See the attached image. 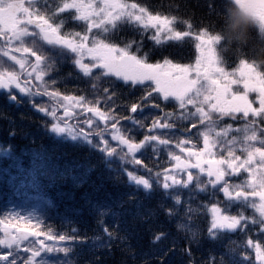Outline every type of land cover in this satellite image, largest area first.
Segmentation results:
<instances>
[{"label": "trees", "instance_id": "1", "mask_svg": "<svg viewBox=\"0 0 264 264\" xmlns=\"http://www.w3.org/2000/svg\"><path fill=\"white\" fill-rule=\"evenodd\" d=\"M123 1L139 4L153 15L174 17L172 28L189 33L169 41L161 35V42L156 43L152 38L155 29L121 20L114 30L102 34L120 47L131 43L132 54L146 58L147 63L169 60L186 65L194 61V36L207 32L208 36L219 37L218 49L228 65L233 67L243 60L264 73V59L254 57L250 51L264 39L258 31L245 49H225L221 43L224 0ZM59 3L60 0H42L37 7L51 17ZM74 19L73 14L56 13L55 23L63 22L61 35L85 32V24H74ZM43 50L50 58L51 68L46 69L49 72L44 77L49 91L85 97L88 106L115 116L118 123L114 131H120L133 143L152 134L153 120L169 114L167 122L173 127L164 134L172 133L174 149L146 145L135 154L140 163L133 162L131 154L121 159L127 150L111 138L112 121L106 124L94 117L89 127L84 121L93 115L85 112L67 121L79 125V129H73L74 135L67 131L59 134L54 130V121L37 110L45 107L47 99L53 101L49 97H36L34 108L27 97L18 96L21 102L10 104L6 93L0 91V239L5 227L28 234L26 240L13 244L11 249L0 245V257L8 255L16 264H28L31 252L43 240L48 247L35 258L36 264H257V252L248 241L264 243L261 226L251 225L236 232L211 229L213 204L222 209L227 205L232 213L239 209L247 213L250 207L228 203L222 192L211 187L206 192L199 191L195 179L186 188L164 190L163 177L157 178V173L173 172L170 154H175L179 140L189 139L204 149L202 138L196 135L202 125L195 122L196 128H192L194 121L177 119L182 113L179 106L164 100L147 85H131L117 77L90 80L74 64L71 54L59 56L55 48ZM2 59L5 67V58ZM93 73L99 75L97 69ZM133 105L140 106L136 113L131 112ZM76 112L80 113V106ZM216 122L217 130L224 123L236 125V120L227 118ZM112 149L115 153L110 154ZM129 173L148 179L151 189L132 182ZM200 179L207 183L204 176ZM236 179L230 178L229 183L241 180ZM60 236L65 240L61 241Z\"/></svg>", "mask_w": 264, "mask_h": 264}, {"label": "snow or ice", "instance_id": "2", "mask_svg": "<svg viewBox=\"0 0 264 264\" xmlns=\"http://www.w3.org/2000/svg\"><path fill=\"white\" fill-rule=\"evenodd\" d=\"M41 3L42 0H0V40L3 41L4 45L0 46V90L5 91L9 101L12 104H19L21 101L18 96L20 98L27 97L33 102L35 108L36 97H49L55 102V106L51 108L40 107L37 110L54 121L55 131H67L73 134V129H79V125L69 124L67 121L77 119L78 115L85 112L93 114L92 117L84 121L89 127L92 125L93 118L98 117L106 124L112 121V127L116 128L118 123L116 117L101 111L98 107L88 106L89 101L85 97H62L60 93L48 90L47 81L44 77L47 74L46 69L50 67L48 63L50 58L42 51L45 46L55 48L59 56H68L69 54L74 56V64L90 80H98L101 77H117L131 85L151 87L153 91L162 94L164 100L172 98L179 103L181 109L185 110L177 119L198 121L202 125V129H197L196 135L202 138L204 150L209 154H215L212 149H216L220 154L219 159L203 162L209 165V167H204L200 162L203 153L185 147L191 144V140H179L175 147L181 153L187 152L189 158L196 157L197 162L188 163L183 161L180 155L170 154L171 159L175 162L177 175L183 173L186 175V179H177V175L171 174L168 170L157 173V178L163 177L162 188L164 190L177 187L186 188L193 184L195 179L199 191L206 192L211 187L215 192H222L228 203L240 202L252 207L259 213L258 218L256 216L248 218L243 213L232 216L226 214L227 205L222 209L218 204H213L211 229L234 231L247 228L248 224L251 223L253 225L259 224L264 230V127H258L255 119L247 120L251 115L252 117H260L261 121L264 122V77L260 78L259 87L250 83V73L254 71V68L248 65L247 61H241L242 67L245 68V71L241 73L244 79L243 88L247 91H258L260 96L259 108H254L248 101L247 95L231 93L230 85L240 81L229 80L227 85L221 83L222 80H227L229 74L222 67H219L221 61L213 47L219 44L217 35L209 36L207 40H203L202 36L196 37L197 40L207 46V52L201 48L200 43L197 44L201 54L196 61L195 68L175 65L169 60H165L162 64H150L147 63L146 58L132 54L131 43L120 47L108 42V37L102 34L114 30L118 22L123 20L139 25L143 29H155L152 38L156 43L161 42L162 32L167 33L165 39L180 40L189 33L175 31L171 27L175 20L174 17L169 19L167 16L153 15L139 4H129L122 2V0H103V8L94 7L92 3L85 4L83 0H60L52 16L49 17L41 11L40 7H37ZM69 9H75L78 13L76 18L85 22L86 30L83 34L61 35L60 29L63 22L55 23L54 17L57 12L62 13ZM260 23L264 27V15L260 17ZM93 29H96V32H93ZM207 35V32L203 33V36ZM13 46H15V52L24 55L12 54ZM2 57H7L15 65H18L19 71L5 68ZM29 57H34L35 62H31ZM86 57L89 59L88 63L84 62ZM202 66H206L208 70H202ZM93 69H97L99 75H94ZM191 72H195L194 78H190ZM214 77H219V79ZM33 80L40 83L34 85L31 83ZM95 87L93 85L94 89ZM104 91L107 92V89ZM151 94L149 92L148 97ZM228 95L233 98L231 100L226 99ZM65 101H70V103L66 104ZM73 105L80 106V113H77L75 109L69 111ZM189 105L193 109L190 112L187 111ZM205 106L208 110H205ZM61 107L64 109L63 118L57 115ZM139 107V105H133L131 112L136 113ZM214 113L221 117L227 115L233 118L236 114H242L246 122L242 128L233 129L231 125H228L217 130V122L213 119ZM169 118V114L164 117L166 121ZM130 122L137 123L136 121ZM172 127L173 125L167 122L156 121L153 124V129H170ZM191 127L196 128V123L193 122ZM232 133L239 135H232ZM98 135H102V133H98ZM84 138L88 139V136H84ZM112 138L127 148V153L122 155L121 159H126L131 154L135 163H140L139 160H136L135 154L146 145L155 147L156 145L170 144V141L160 139L157 135L145 136L144 141L140 143H133L124 138L122 134L120 136L113 135ZM257 144L260 146L258 147ZM105 150L107 151V149ZM237 151L246 158L241 159L240 155H236ZM109 153H115V149ZM224 153H227V158H225ZM191 169H198L195 178ZM241 170L248 173L249 178L241 184L231 185L225 177L239 175ZM128 175L137 185L143 186L146 190L151 189L152 184L148 179L136 177L132 173ZM201 175L206 178L207 183L200 179ZM33 235L39 236L40 234L33 233ZM26 239L27 235L10 240L0 239V245L11 249L17 240ZM49 239L52 237L49 236ZM59 239L63 241L65 237L60 236ZM248 244L255 247L257 258L264 264V251H261L260 245H253L251 240L248 241ZM47 247L45 242L40 240L39 247L31 252L32 259L28 261V264H36L35 258L41 250H46ZM227 255L228 253H225V256ZM0 264H16V261L5 255L0 257Z\"/></svg>", "mask_w": 264, "mask_h": 264}, {"label": "rangeland", "instance_id": "3", "mask_svg": "<svg viewBox=\"0 0 264 264\" xmlns=\"http://www.w3.org/2000/svg\"><path fill=\"white\" fill-rule=\"evenodd\" d=\"M83 2H84L85 4L92 3V4L94 5V7H97V8H103V7H104L103 0H83ZM122 2H124V1L122 0ZM125 3H126V2H125ZM65 12H66L67 14H73V15H74V17H75L74 22H73L74 24H85V22L80 21V20H78V19L76 18V16H78V13L76 12L75 9H69V10H66ZM63 13H64V12H63ZM73 23H72V24H73ZM171 27H172V26H171ZM161 35L165 37V36L167 35V33H166V32H162ZM197 36H199V35H197ZM197 36H194V38H195L194 40H195V43H196V45H195V46H196V47H195V48H196V56H195L194 61H191L190 63H188V64H186V65H185V64H184V65L182 64L181 66H190L191 68H195L196 61H197L198 58H200V54H201V50L197 48V44H198V43H200V44H201V48H203V49L205 50V52H207V46H206L205 44H202L200 40H197V39H196ZM201 36L203 37V40H207L208 37H209L208 35H207V36H203V35H201ZM166 41H169V39H166ZM219 43H220V40H219ZM218 45H219V44H216V45H214L213 47L216 49V55L219 57V59H220V61H221V63L219 64V67H222V68L225 70V72L229 74L227 80H222L221 83H222L223 85H227L229 80H238V81H240L239 83L231 84V85H230L231 93H234L235 95H247L248 101L252 104V106H253L254 108H259V99H260V96H259L258 91H247V90H245V89L243 88L244 79L242 78L241 73H242L243 71H245V68L242 67L241 63L238 64V65H236V66H233V67H232V65H228V63L226 62V60H224V59L222 58V56L220 55V52H219V49H218ZM0 46H4L1 40H0ZM29 46H31V45H29ZM14 47H15V46H13L12 54L17 55V56H23V55H24V54H20V53L15 52V51H14ZM45 47H48L49 49H52V48H53L52 46H45ZM43 53H44L47 57H49L48 54H47V52H46V50H43ZM2 58H3V57H2ZM4 58H5V62H6V65H5L6 68H8L9 70L19 71V67H18V65H15L14 62L10 61L7 57H4ZM29 59L31 60V62H33V63L35 62V58H34V57H29ZM84 62L88 63V62H89V59L86 57L85 60H84ZM247 64H248V65H251V66L254 68V71H253L252 73H250L251 80H250L249 82H250V83H254V84L257 85V87H259V86H260V85H259V80H260L261 77H264V73H263V71H262L259 67H256L253 63H249V62H248ZM175 65H180V64H175ZM50 68H51V66L49 67V70H50ZM49 70H46V72L48 73ZM202 70H208V69H207L206 66H202ZM194 77H195V72H191V73H190V78H194ZM214 78L219 79V77H214ZM32 82H33V83H34V82L37 83V85L39 84V81H34V80H33ZM156 93H157V92H156ZM158 94H159V93H158ZM159 95H160V97L163 98L162 94H159ZM62 97H63V96H62ZM232 98H233V97H232L231 95L226 96V99L231 100ZM169 100L172 101V102H174V105H175V106H176V105L179 106V103H178L177 101H175L174 99L169 98V99L166 100V101H169ZM212 102H214V101H212ZM53 103H54V104H53ZM65 103L68 104V103H70V101H65ZM43 106H45V107H47V108H51V107L55 106V102H54V101H49V100L47 99L46 104H45V102H44V103H43ZM76 108H77V106H76V105H73L72 108L69 109V111H72L73 109H75V111H76ZM179 108H180V106H179ZM180 109H181V108H180ZM192 110H193V109H192V106L189 105L188 108H187V111L190 112V111H192ZM205 110H208L207 106H205ZM181 112H185V110H184V109H181ZM89 114H91V113H89ZM57 115H59L60 117L63 118V116H64V109H63V107H61V108L59 109ZM92 115H93V114H92ZM161 118L163 119V117H160V118H157V119L153 120V122L151 123V130H150V132H152V134H151V133H149V134H150V136H151V135H157V136L160 137V139H166V140L170 141V144H169V145H164V146H169L170 149H174V147H172V145H171V144H172L171 142H173V139H174V136L172 135L171 132L164 134V132H159V131H157L156 129H153V124H154L156 121H159ZM223 118L236 120V125H232V124H230V123H228V124H227V123H224V126H223V127H225V126L231 125V127H232L233 129L242 128L243 125H244V123L246 122V119L242 116V114H236L235 118H233L232 116H227V115L221 117V116H219V114H217V113H214V114H213V119H214V120H221V119H223ZM252 119H255V120L257 121V125H258V127H264V122L261 121V118H260V117H252V116L250 115V116L247 118V120H252ZM98 120H99V119H98ZM165 122H167V121L163 119V122H162V123H165ZM194 122H196V123L199 124L198 121H194ZM167 123H168V122H167ZM223 127H221V128H223ZM221 128H220V129H221ZM165 132H166V131H165ZM58 133L61 134V133H63V132H60V131H59ZM113 135L119 136V135H121V133H120V131H114V132L112 133V135H111V138L113 137ZM232 135H239V134H238V133H232ZM177 139H178V138H177ZM178 140H179V139H178ZM181 140H183V139H181ZM122 145H123V144H122ZM192 145H195V147H192ZM257 146L259 147L260 145L257 144ZM123 147L125 148V150H127V148H126L125 145H123ZM185 147L192 148L193 151H197V152H202V153H203V155L200 157V162L203 164L204 167H209V165L204 164L203 162H205V161H210V160H216V159H219V158H220V154H219V152L216 151V149H212V152L215 153V154H209V153L206 152L204 149H200V147H199L197 144H193L192 142H191V144L186 145ZM201 147L203 148V142H202ZM218 147H219V146H218ZM175 150H176V151H175V154H174V155H180V156H181V159H182L183 161L188 162V163H196V162H197L196 157H191V158H189L188 155H187V152H183V153H181V151H180L179 149H177L176 147H175ZM170 151H171V150H169L168 152H170ZM224 155H225V158H227V153H224ZM236 155H240V156H241V159L246 158V157H245L241 152H239V151L236 152ZM170 157H171V155H170ZM171 160H172V159H171ZM172 162H173L172 165L174 166V165H175V162H174L173 160H172ZM196 170H198V169H191L194 178L196 177V175H197V173H198ZM171 174H173V175H177V169H176V167L173 169V172H172ZM201 176H203V175H201ZM237 177H238V178H241V180L235 182L233 185L241 184L243 181H245V180H247V179L249 178V175H248V173H246V172H244L243 170H241V172H240L239 175L228 176V177H225V178L228 179V181H229L230 178H235V179H236ZM177 179L185 180V179H186V175H184L183 173H180L179 175H177ZM130 180H131L132 182H135V181H133L131 178H130ZM236 180H237V179H236ZM135 183H136V182H135ZM257 202H258V198H257ZM234 205H235V204H234ZM241 206H242V204H241ZM248 207H250V206H248ZM250 208H251L252 210L249 211V212H247V213H246V210H245V209H239V210L235 211L234 213H232L231 211H227L226 214H229V215L235 216V215H237V214H239V213H243V215H244L245 217H246V214H247V217H248V218H251V217H253V216H256V217L258 218V217H259V213L256 212L255 209H253L252 207H250ZM251 225H252V226H255V227L260 226L259 224H256V225H253V224H251V223L248 224V226H251ZM220 230H221V231H225V232H236V231L241 230V229H236V230H234V231H230V230H226V229H220ZM24 235H27V237H28V234H26V233H24V232H22V231L12 230V229H8V228L5 227V228L3 229V236H2V239H3V240H10V239L17 238V237L24 236ZM17 242H20V241L17 240ZM17 242H16V243H17ZM14 244H15V243H14ZM253 244H254V245H257V244L260 245V247H261V251H264V243L262 244L261 241H260L259 243L257 242V243H253ZM254 250L256 251L255 247H254ZM255 261H256L255 263H257V264H262V263H261V260L258 259V258H256Z\"/></svg>", "mask_w": 264, "mask_h": 264}, {"label": "clouds", "instance_id": "4", "mask_svg": "<svg viewBox=\"0 0 264 264\" xmlns=\"http://www.w3.org/2000/svg\"><path fill=\"white\" fill-rule=\"evenodd\" d=\"M262 15L264 0H224L219 34L225 49L247 48L257 31L264 37V27L260 23ZM250 51L254 57L264 59V39Z\"/></svg>", "mask_w": 264, "mask_h": 264}, {"label": "water", "instance_id": "5", "mask_svg": "<svg viewBox=\"0 0 264 264\" xmlns=\"http://www.w3.org/2000/svg\"><path fill=\"white\" fill-rule=\"evenodd\" d=\"M32 84H33V82H31ZM0 91H4V90H0ZM5 92V91H4ZM9 103L10 104H12L10 101H9ZM159 122L160 123H162L163 122V119L161 118L160 120H159ZM116 129V128H115ZM113 127L112 128H110V131H114L115 130ZM157 131H159V132H165V131H167L168 129H156Z\"/></svg>", "mask_w": 264, "mask_h": 264}, {"label": "flooded vegetation", "instance_id": "6", "mask_svg": "<svg viewBox=\"0 0 264 264\" xmlns=\"http://www.w3.org/2000/svg\"><path fill=\"white\" fill-rule=\"evenodd\" d=\"M2 41V40H1ZM2 43H3V41H2Z\"/></svg>", "mask_w": 264, "mask_h": 264}]
</instances>
